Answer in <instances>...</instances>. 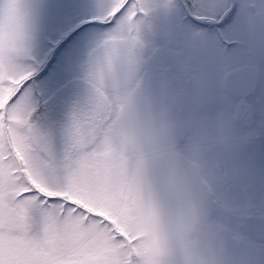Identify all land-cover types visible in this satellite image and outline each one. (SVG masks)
Here are the masks:
<instances>
[{
	"label": "snow or ice",
	"instance_id": "6c2138e0",
	"mask_svg": "<svg viewBox=\"0 0 264 264\" xmlns=\"http://www.w3.org/2000/svg\"><path fill=\"white\" fill-rule=\"evenodd\" d=\"M257 30L264 40L252 0H0V264H156L166 202L137 192L111 138L137 111L123 67L147 77L149 36L178 67L228 56ZM254 88L187 107L215 127ZM235 130L253 135L225 157L205 224L226 242L224 264H264V120L247 110Z\"/></svg>",
	"mask_w": 264,
	"mask_h": 264
},
{
	"label": "rangeland",
	"instance_id": "374dc122",
	"mask_svg": "<svg viewBox=\"0 0 264 264\" xmlns=\"http://www.w3.org/2000/svg\"><path fill=\"white\" fill-rule=\"evenodd\" d=\"M27 2L32 4L35 0H27ZM254 2L256 3L257 0H252V3ZM67 22L73 23L71 18ZM148 41L149 45L145 52L148 61L147 77H145L143 69H130L127 63L122 70V74L129 81L128 91L133 95L137 105L136 114L129 119L127 125L117 129L130 135L136 141L135 152L127 157L125 162H121L123 173L127 178V176H132L138 167H141L142 158L138 154L142 153L141 145H144L143 138L146 127L152 120L168 112L166 120H163L164 122L159 125L158 140L153 142L161 145L160 152L163 155L159 157V154L156 153L155 157L163 159L164 163L167 161L174 163L176 166V168L173 167L174 169L178 167L176 159L181 165L180 155L197 162L204 159L205 163L201 164V174L212 187L214 197L217 190L226 182L223 165L229 151L225 146H222L223 150L210 152L209 157L205 159V150L210 147H221L216 145L221 143L224 145L229 142L234 143L233 146L236 149L243 140L253 135V130L242 133L235 130V126L238 124L236 107L225 114L215 127H209L199 115L188 109L187 105L208 103L211 97L223 96L229 90L231 92H245L251 85L255 84L254 90L246 92L244 95H237V98L234 95L232 102L234 105H238V96H242V99L245 100L241 105V112H243L241 116L244 119L249 106H252L251 104L264 112V87L261 91L258 90L264 84V75L259 87L253 78L255 67L259 66L264 73V40L261 39L257 30L247 41L244 57L239 49H232L228 56L210 51L206 59L199 64L189 66L187 62L180 60L178 67L171 66L170 58L175 55L174 48L165 46L163 40L154 47L150 36ZM226 68H231L233 73L224 78V74H227ZM236 69H240V71H236ZM213 78L216 82L214 89L209 84ZM185 88L187 89L186 92ZM256 117L264 120V113L256 115ZM111 138L114 143L113 136ZM181 139H183L181 146L177 145ZM256 161L259 162V164L255 163L256 174L259 179L264 177V158L258 157ZM166 170L169 173L173 172L168 167ZM166 170H164L165 172L161 171L159 181L163 188L167 187L171 191L172 187L174 188V182L166 175ZM150 192L149 190L148 194ZM167 193L168 191L166 195H168ZM159 194L156 198L162 197ZM185 197L187 198L186 194ZM169 198L173 200V207L178 209L192 205L190 200L183 197L181 190L175 191L174 195H169ZM164 200H166V196ZM221 203L225 207L230 206L228 200L224 198L221 199ZM254 204L255 201L252 200L248 206ZM196 206H202V203H198ZM210 211L211 208L209 207L207 213ZM169 221L175 223V218ZM184 257L187 258L188 256Z\"/></svg>",
	"mask_w": 264,
	"mask_h": 264
},
{
	"label": "flooded vegetation",
	"instance_id": "af4514ba",
	"mask_svg": "<svg viewBox=\"0 0 264 264\" xmlns=\"http://www.w3.org/2000/svg\"><path fill=\"white\" fill-rule=\"evenodd\" d=\"M264 0H257L254 4H262ZM264 49V46H263ZM259 77L256 85L259 87L262 84V78L264 73L258 67ZM264 87V84L258 90ZM252 106L258 110L253 104ZM262 112V111H261ZM149 141V140H147ZM150 144V143H149ZM147 154V152H144ZM121 162H125L126 158L131 155H125L120 152ZM149 158H143L140 161L141 167H138L132 176H127V179L131 181L137 190L145 199L156 198L161 195L164 199L166 196V206L169 220L175 218V223L170 222L168 232L167 246L157 255L156 264H224L226 260V242L224 238L219 234V228L215 225H211V221L206 226L205 221L208 220L210 212L207 213V209L211 206L209 204V196L206 195L201 188L200 183L196 182V175L191 167L183 164V157H180V168L184 169V173H175L170 175L171 181L174 182V188L169 191L167 187H162L160 181L155 177L150 179L148 175L144 173L146 162ZM128 167V166H127ZM126 171V168H125ZM155 182V184H154ZM164 186V185H163ZM200 187L201 189H194ZM153 189V190H151ZM151 191L148 194V191ZM181 190L183 197L186 200H190L192 205L178 209L173 207V200L169 198V195H174L175 191ZM168 191V195L166 192ZM187 193H185V192ZM198 195L196 197V194ZM185 194L187 198L185 197ZM198 198V199H195ZM198 203H202V206H196ZM250 214V213H245ZM184 256H188L185 258Z\"/></svg>",
	"mask_w": 264,
	"mask_h": 264
},
{
	"label": "trees",
	"instance_id": "16d2710c",
	"mask_svg": "<svg viewBox=\"0 0 264 264\" xmlns=\"http://www.w3.org/2000/svg\"><path fill=\"white\" fill-rule=\"evenodd\" d=\"M161 120H162V118H158V119H156L154 121V123H152L151 129L153 131H156L158 129ZM150 136H153V135H150ZM147 140H148V138H147ZM159 164L160 163L157 161V159H149L148 160V163L146 164V166L144 168V173L146 175H148L150 179H153L155 177V175H156V173H155L156 170L155 169L159 166Z\"/></svg>",
	"mask_w": 264,
	"mask_h": 264
},
{
	"label": "water",
	"instance_id": "95a60500",
	"mask_svg": "<svg viewBox=\"0 0 264 264\" xmlns=\"http://www.w3.org/2000/svg\"><path fill=\"white\" fill-rule=\"evenodd\" d=\"M115 136H116L118 143L121 145V147L125 149L127 152H130V148L132 146L131 139L122 133H116Z\"/></svg>",
	"mask_w": 264,
	"mask_h": 264
}]
</instances>
